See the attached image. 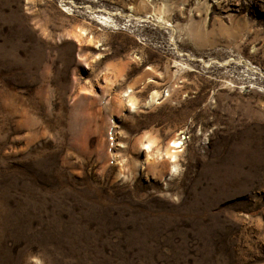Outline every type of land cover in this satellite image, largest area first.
<instances>
[{
  "label": "rangeland",
  "instance_id": "374dc122",
  "mask_svg": "<svg viewBox=\"0 0 264 264\" xmlns=\"http://www.w3.org/2000/svg\"><path fill=\"white\" fill-rule=\"evenodd\" d=\"M76 1L0 0V264H264V0Z\"/></svg>",
  "mask_w": 264,
  "mask_h": 264
},
{
  "label": "bare ground",
  "instance_id": "6f19581e",
  "mask_svg": "<svg viewBox=\"0 0 264 264\" xmlns=\"http://www.w3.org/2000/svg\"><path fill=\"white\" fill-rule=\"evenodd\" d=\"M66 1L65 6H68L69 8L73 7V5H77V1L76 0H63ZM89 4H84L83 6H85L87 9H89V11L95 13L97 11H100L102 13L97 14L99 19L101 20L102 23L104 22H109V21H113L114 18H112V14H110L111 12L109 11V9L107 7H103V8H99L97 7V5L95 4V2H93V0H88ZM164 4H160L159 8H158V12L156 11L158 20H166L165 18V8L163 7ZM81 7V6H78ZM107 11V12H103V11ZM154 12V11H153ZM107 13V14H106ZM168 22V21H167ZM169 23V22H168ZM172 25V24H171ZM157 93V92H156ZM183 138L179 139L176 138L173 140L172 144L169 146V148L167 149L166 153L170 155V157H173V161L174 159L177 157L178 155V151H179V147H182L183 145ZM176 166V165H175ZM176 168V167H175Z\"/></svg>",
  "mask_w": 264,
  "mask_h": 264
},
{
  "label": "built area",
  "instance_id": "2783aa9c",
  "mask_svg": "<svg viewBox=\"0 0 264 264\" xmlns=\"http://www.w3.org/2000/svg\"><path fill=\"white\" fill-rule=\"evenodd\" d=\"M164 95H165V96H169V95H170V91H169V89H166V90L164 91Z\"/></svg>",
  "mask_w": 264,
  "mask_h": 264
}]
</instances>
